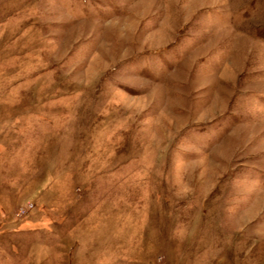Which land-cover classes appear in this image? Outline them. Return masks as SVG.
<instances>
[{"label":"rangeland","instance_id":"374dc122","mask_svg":"<svg viewBox=\"0 0 264 264\" xmlns=\"http://www.w3.org/2000/svg\"><path fill=\"white\" fill-rule=\"evenodd\" d=\"M0 264H264V0H0Z\"/></svg>","mask_w":264,"mask_h":264}]
</instances>
